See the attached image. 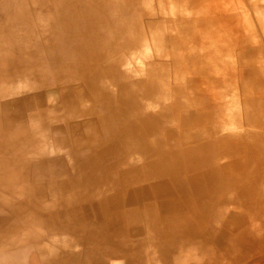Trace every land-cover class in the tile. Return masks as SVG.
Returning a JSON list of instances; mask_svg holds the SVG:
<instances>
[{"label": "rangeland", "instance_id": "1", "mask_svg": "<svg viewBox=\"0 0 264 264\" xmlns=\"http://www.w3.org/2000/svg\"><path fill=\"white\" fill-rule=\"evenodd\" d=\"M171 1L146 0L143 13L114 12L117 15L102 38L83 28L89 20L79 13L65 37L78 57L71 61L75 66L70 71L82 78L48 96L45 107L53 115L55 110L61 112L51 125L59 123V131L71 140L106 119V149L115 145L124 151L128 142L133 150L137 148L133 127L144 136H161L174 149L173 159L162 160L174 168L160 177L152 199L161 203L159 208L167 203L181 207L171 220L155 216L151 226L141 218L134 224L138 234L131 232V224L106 221L111 230L106 260L91 264H149V258L153 261L159 255L136 254L122 247L134 249L135 243L128 242L133 239L147 248L155 240L170 238L175 223L184 228L186 237L213 247L224 233L228 241L221 250L224 256L235 253L233 244L256 226L261 233L254 250L264 248V219L254 225L256 218H264V0H241L250 8L249 16H239L240 23L251 24L252 29L236 28L232 18L198 12L197 0H183L182 7ZM159 4L170 7L172 14L166 17H175V23L156 30L160 34L155 38L145 16L157 12ZM50 51L44 48L45 55ZM85 104L95 105V111L71 116L70 110ZM64 111L70 115L63 116ZM130 159L138 164L151 161ZM120 166V171L106 169L109 194L122 187L115 177L127 166ZM118 249L124 255L119 256Z\"/></svg>", "mask_w": 264, "mask_h": 264}, {"label": "bare ground", "instance_id": "2", "mask_svg": "<svg viewBox=\"0 0 264 264\" xmlns=\"http://www.w3.org/2000/svg\"><path fill=\"white\" fill-rule=\"evenodd\" d=\"M145 1L0 0V264L101 263L106 260L111 235L106 221L131 224V232L138 234L140 229L134 224L141 218L151 226L155 216L171 220L180 210L173 203L159 208L161 203L152 199L160 177L174 168L162 160L173 159L174 149L161 136H144L133 127V140L138 142L135 150L131 142L125 151L115 145L106 149V119L94 122L70 140L59 131V123L51 125L59 120L54 115L61 112L55 110L53 115V110L45 107L57 87L81 77L70 71L75 66L71 61L78 57L73 55L76 48L69 47L65 38L74 27V17L83 14L89 20L83 28L102 38L106 25L117 15L114 12L126 15L137 9L143 13ZM197 1L200 13L235 19L236 28H253L240 23L241 16H249L250 8L241 0ZM171 4L182 7L184 1L172 0ZM157 10L145 16L146 27L155 38L160 34L156 30L175 23V17H166L172 14L170 7L164 9L159 4ZM44 48H51L49 54H44ZM52 72H56L53 79ZM94 108L85 104L70 110L71 116L91 114ZM67 112H62L63 116L68 117ZM138 115L141 117V112ZM130 157L151 161L138 164ZM117 164H125L127 170L115 177L120 190L109 194L106 169L120 171ZM263 219L256 218L254 225ZM173 229L170 238L155 240L147 248L139 247L140 239L128 241L135 243L134 249L122 248L152 257L158 254L153 261L149 258V264H264V248L254 250L261 233L256 226L245 230V238L233 244L235 253L225 256L221 253L228 242L224 233L213 247L186 237L180 224L175 223ZM123 242L126 245L127 240ZM108 248L113 252L112 246ZM121 251L116 253L122 256Z\"/></svg>", "mask_w": 264, "mask_h": 264}]
</instances>
